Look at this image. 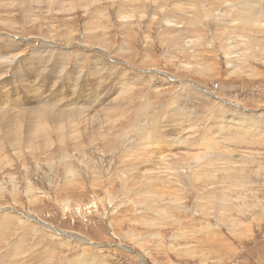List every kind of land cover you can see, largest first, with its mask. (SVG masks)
<instances>
[{
	"label": "rangeland",
	"instance_id": "rangeland-1",
	"mask_svg": "<svg viewBox=\"0 0 264 264\" xmlns=\"http://www.w3.org/2000/svg\"><path fill=\"white\" fill-rule=\"evenodd\" d=\"M4 1L0 0V44L9 46L14 59L11 64L0 65V86L5 85L0 90L23 85L20 81L26 80L33 63L41 73L35 82L39 83L40 76L45 82L42 96L48 93L49 79L59 71L62 74L57 79L58 89L66 91L70 76L76 78L75 92H78L84 86L94 57L144 81L131 90V105L125 108L124 117L115 121L117 132L112 140L103 139L107 128L104 119L88 112L86 119L98 120L104 128L99 131L103 136L83 135L77 151L72 148L75 145L69 146L74 142V133L68 122L49 117V107L45 106L40 117L21 114L17 108L11 109L18 111L14 114L1 113L0 131L12 133V139L20 145L16 151L31 142L34 151H47L50 155L28 156L21 149L19 158L9 157L12 159L6 165L8 161L4 163L2 157L8 155V149L0 147L6 154L0 156V216L12 222L9 227L0 223V264L15 253L22 260L19 256L30 254L25 250H31L36 258L44 254L45 248L51 251L47 264L71 263L78 254L88 264H264V46L259 52L253 45L244 46L243 50L236 47L231 55L229 50L215 47L220 36L211 34L214 30H210L223 24L221 27L227 32L241 28L263 39L264 20L248 29L241 21L249 16L245 11L257 9L263 16L264 0L238 3L236 0H199V9L206 8L213 13V17L204 21H201L203 15L198 17L191 5L182 0L176 2L180 15L169 10L175 4L173 0H7V4ZM46 5H51V9H44ZM168 15L173 17L166 19ZM87 24L95 26L94 34L108 40L109 53L99 45H87L95 40L93 36L83 35H89ZM260 25L263 32L258 33ZM169 27L172 30L166 32ZM52 34L56 36L54 39L49 36ZM126 40H131V50L122 48ZM189 40H193L192 44ZM194 41L202 44L195 45ZM224 41L228 47L234 46L228 38ZM211 43L215 45L210 46ZM118 49L135 52L131 63L127 58H117ZM39 51H47L46 56ZM35 57L50 60L48 65L54 68L55 75H44L46 62H32ZM74 61H84V65L72 75L69 73ZM103 83L96 91L100 100L105 95L109 97L112 92L109 85L114 84L111 79ZM160 92L162 96L157 95ZM26 96L21 93L18 100L23 102ZM85 122L81 126L89 128ZM135 123L133 131L136 134L139 131V135L131 131ZM175 123L182 124L179 130L176 126L179 134L169 133ZM188 129L196 132L193 138ZM225 132L235 136L222 140L220 133ZM161 133L177 139L179 144L162 139L165 146H174L164 152L166 162L156 155L147 156L149 169L135 174L154 172L157 174L154 179L161 185L151 186L150 194H140L128 183L131 172L126 163L130 159L123 157L126 147L122 142L137 148L145 142L142 143L143 139L161 136ZM202 136L209 140L199 150L184 148ZM105 141L112 143L108 145ZM207 145L218 148L212 154L209 149H202ZM179 159L186 160L179 168L186 175L184 179L189 177L188 173H195L201 177V184L199 178L194 179L198 176L192 177L190 187L188 180L167 177L168 162ZM201 163L216 164L214 168L199 167L203 166ZM204 182L209 186H203ZM210 189L228 195L233 207H227V214L211 208L209 202L216 201V196ZM152 193H155L153 197Z\"/></svg>",
	"mask_w": 264,
	"mask_h": 264
},
{
	"label": "bare ground",
	"instance_id": "bare-ground-1",
	"mask_svg": "<svg viewBox=\"0 0 264 264\" xmlns=\"http://www.w3.org/2000/svg\"><path fill=\"white\" fill-rule=\"evenodd\" d=\"M7 0H5L3 3H5ZM170 1V0H169ZM175 1V4H173L171 6V8L169 10H172L174 11L176 14L180 15V9L178 7V4L176 2H178V0H173ZM184 1L185 3H187L188 5H191V7L193 8V11L196 13V15L199 17V15H203V18L201 21H204V20H207L209 17H211L213 15V13H211L209 11H206V8L205 10L203 9H199L198 5L201 3L199 0H182ZM214 1V0H213ZM217 1V0H216ZM240 0H236V3H238ZM253 1V0H252ZM180 2V1H179ZM7 4V3H5ZM161 4V3H160ZM163 4V3H162ZM165 4V3H164ZM232 4V3H231ZM29 6V5H28ZM170 6V5H169ZM30 7V6H29ZM165 7V6H164ZM205 7V6H204ZM202 7V8H204ZM168 8V7H167ZM34 9V8H33ZM44 9H51V5H46L44 7ZM24 10V12L27 10L26 9H22ZM81 10H83L84 12L86 11V8H81ZM183 11V10H182ZM23 12V13H24ZM182 13V12H181ZM246 14H248V18L245 19L243 18L241 21L242 25L248 29L250 28L252 25L255 26V25H258L259 22H263L264 20V15L261 16L258 14V11L257 9L254 10L253 12L251 11H245ZM252 13V14H251ZM27 14V13H26ZM264 14V13H262ZM195 15V16H196ZM193 16V15H192ZM194 16V17H195ZM244 16V14L242 13L241 15V18ZM138 17V16H137ZM173 15H168L166 17V19H170L172 18ZM213 17V16H212ZM197 18V17H195ZM201 18V17H200ZM198 20V19H196ZM200 20V19H199ZM200 21V22H201ZM257 21V22H256ZM5 24V23H4ZM3 25V23H2ZM221 25L223 26V24H220L218 27H215V28H212L210 30H214L211 32V34H214V35H217V36H220V38L217 40L216 42V46L218 49H227L229 50V53L232 55V52H233V49H235L236 47H238L239 49L241 48V50H243L244 46H248V47H251L252 45L253 46H256L254 47L256 52H259L262 47L264 46V37L263 39H260V38H255L257 37L255 34H252V33H245L243 31V29H239L238 31H233V32H227L225 31ZM5 26V25H4ZM8 26V25H6ZM5 26V27H6ZM10 26V25H9ZM8 26V27H9ZM124 26V25H123ZM263 25H260L259 28H257V32H263L261 31V27ZM12 27V26H11ZM128 27V26H127ZM126 27V28H127ZM13 28V27H12ZM166 28V27H165ZM263 28V27H262ZM94 29H95V26H93L92 24H87L86 25V33H88L89 35H85V33L83 34L84 37L86 36V38H91L93 36V38L95 39L92 43H89L87 45L89 46H94V45H99V47L102 49V51H107L109 53V42H106L108 40H104L102 39V35L96 33L94 34ZM208 29V28H207ZM229 29V28H228ZM172 29L169 27V29L166 30V32H169L171 31ZM264 30V28H263ZM126 32V31H125ZM128 32V31H127ZM1 33V32H0ZM264 33V32H263ZM5 34V33H4ZM252 34V35H251ZM164 35V31H163V34ZM51 37V39H54L56 36L54 34L52 35H49ZM15 37V36H14ZM79 37V36H78ZM83 37V36H82ZM128 39L130 38V35L128 36ZM13 38V37H12ZM183 38V37H182ZM228 38L229 40H231L233 43H234V46L232 47H228L227 45V42L224 41V39ZM107 39V38H106ZM209 40L208 41H211L212 40L210 38H208ZM39 40V39H38ZM75 40V39H74ZM163 40V39H162ZM172 40V39H170ZM41 41V40H40ZM78 41V40H77ZM92 41V40H91ZM127 41V40H126ZM124 41L123 44H122V48L123 49H128V50H131L130 46H129V42H131V40L128 42ZM168 41V40H167ZM171 42V41H170ZM169 42V43H170ZM193 40H189V43L192 44ZM195 42V41H194ZM83 43V42H82ZM176 43V42H175ZM174 43V44H175ZM196 43V42H195ZM202 44V42H197L195 45L197 44ZM85 44V43H84ZM8 45V44H7ZM177 45V43H176ZM179 45V44H178ZM215 44L211 43L210 46H214ZM45 46V45H43ZM49 46H53V45H49ZM55 46V44H54ZM53 46V47H54ZM175 46V45H174ZM186 46H188V44L186 43ZM190 46V45H189ZM16 47V46H15ZM37 47V46H36ZM35 47V48H36ZM45 47H48V46H45ZM96 47V46H95ZM12 48V47H11ZM22 48V47H21ZM93 48V47H92ZM115 48V47H114ZM183 47H181L182 49ZM189 48V47H188ZM17 49V48H16ZM23 49V48H22ZM41 49V48H40ZM43 49V48H42ZM41 49V50H42ZM52 49V48H51ZM76 49V48H75ZM174 49V48H173ZM191 49V48H189ZM21 50V49H20ZM45 49H43L44 51ZM53 50V49H52ZM120 51H117L115 52L117 58L118 57H121V58H127V61L128 63H131L130 60L133 59L134 57V54L135 52L132 51V52H125V50H121V49H118ZM29 51V50H28ZM115 51V50H114ZM148 51V50H146ZM13 51L10 50L9 46H6L5 43L4 45L3 44H0V62H3V63H0V65L2 64H11L13 62V59H14V56L11 57L10 53H12ZM37 52V51H36ZM35 52V53H36ZM41 52V51H39ZM112 52V51H111ZM18 53V52H17ZM25 53V52H24ZM23 53V54H24ZM29 53V52H28ZM32 56H34V54ZM43 53L44 55L47 53H44V52H41ZM88 53V52H87ZM102 53V52H101ZM137 53V52H136ZM37 54V53H36ZM52 54V53H51ZM104 54V53H103ZM19 55V54H18ZM59 55H64L63 53H59ZM111 55V54H110ZM113 55V54H112ZM137 55V54H136ZM135 55V56H136ZM246 56V54H244ZM37 56V55H36ZM42 56V55H41ZM46 56V55H45ZM77 56V55H76ZM27 57V56H26ZM79 57V56H78ZM115 57V56H113ZM36 58V57H35ZM47 58V57H46ZM51 58V56H50ZM95 58V57H94ZM93 58V63L92 65L89 67V70L87 71V78L85 80V82H83L84 86H80L81 88L78 89V92H75V88L77 86L76 84V78H71L70 76L67 77V82H68V85H67V88H66V91H64L62 88L61 89H58L59 85L57 83V79L59 80L61 74H62V71H59L57 74H56V77L54 78H50V86L48 87L49 90L48 93L44 96L41 95V90H42V87L45 88L46 86L44 85L45 82H44V79L42 76H40V81L39 83H36L35 82V79L37 78L38 75H40L41 73L38 72L39 70H37L36 68V65L37 64H33L29 66L28 70H29V75L26 77V80H19L20 82H22L23 85H17V87L15 89H12V90H7V88L5 89H1L0 90V116H1V113L3 112H6V113H11V114H14V113H17L19 111V113L21 114H28L30 116H35V117H40L43 112H45V106L46 107H49V112H48V115L49 117H52V116H55L56 118L60 119V120H66L69 124V126L71 127L73 133H74V136H73V143H71L69 146H73L72 148L76 151L78 148H76V146H78V141L80 139V137H82L83 135H92L94 137V135H99L100 137L103 136V134L99 133L100 129H104L100 122L98 120H94V121H89L86 119V116L88 115V112H92L96 117H100L102 119H104V121L106 122L107 124V128L104 129L106 131V135H105V132H104V137L103 139H106V140H112L111 137H115L114 136V132H117V126H115V121H117V118L119 120V118H122L124 117L123 114H125V108L127 106H130L131 105V99L133 98V91H131L133 89V87L137 86V85H141V83H143L144 80H138V78H134V77H131L129 76V73L127 71H123V70H119L118 68L114 67V66H111L110 64H105L103 62H101L99 59H94ZM97 58V57H96ZM145 58V57H144ZM234 58V57H233ZM43 59H45L43 57ZM82 59V58H81ZM151 59V58H150ZM153 59V58H152ZM28 60V58H27ZM25 60V61H27ZM56 59H54L55 61ZM58 60V59H57ZM73 60V59H72ZM29 61V60H28ZM91 61V59H90ZM32 62H37L38 64H41L42 62H46V65H47V68L46 70L44 71V75H50L51 77H53L52 75H55V73L53 72V69L52 66L48 65V63H50V60H45L43 61L42 58L38 57L36 58L35 60L32 59ZM18 63H19V60H18ZM17 63V64H18ZM52 63V62H51ZM60 64V62H58ZM146 61L143 62V65H145ZM235 63V62H234ZM16 64V66H17ZM26 64V62H25ZM29 64V62H28ZM27 64V65H28ZM44 64V63H43ZM91 64V63H90ZM141 64V63H140ZM237 64V63H236ZM45 65V66H46ZM84 65V61L82 62H77V61H74L73 62V70L70 71L69 74H74V71L77 69V68H81L82 66ZM227 65L229 67H232L231 63H227ZM55 66V65H53ZM57 66V65H56ZM55 66V67H56ZM66 66V65H64ZM193 66V65H192ZM5 67V66H3ZM18 67V66H17ZM39 67V66H38ZM59 67V66H58ZM62 67H63V64H62ZM189 67V66H188ZM2 68V67H1ZM13 68V67H12ZM24 68V67H23ZM27 68V67H26ZM190 68V67H189ZM2 69H5V68H2ZM45 69V68H44ZM78 69V70H79ZM8 70V69H7ZM20 70V69H18ZM43 70V69H42ZM56 70V69H55ZM115 70V72H114ZM5 71V70H4ZM14 71V70H13ZM11 72V71H10ZM28 72V71H26ZM52 72L54 74H52ZM77 73V71H75ZM86 72V71H85ZM84 72V73H85ZM101 72H103V76H101ZM66 73V72H65ZM80 73V72H79ZM240 73V71H239ZM14 74V73H13ZM26 74V73H25ZM231 74V73H230ZM20 75V74H19ZM84 75V74H83ZM86 75V73H85ZM4 76V75H3ZM2 76V77H3ZM23 77V76H22ZM86 77V76H85ZM1 78V77H0ZM8 79V77H6ZM15 78V77H14ZM46 78V77H45ZM16 79H19L16 78ZM112 80V82L114 83L113 85H109L110 86V89L112 88V92L111 94H109V97L106 98L104 95L103 98H101V100L98 98V96L96 97V95L98 94L97 91V87L105 81V82H108L109 80ZM161 79V78H160ZM13 80V79H12ZM2 81V80H1ZM18 81V80H17ZM147 81V80H146ZM168 81V80H167ZM165 82V81H164ZM4 83V82H3ZM159 83V82H158ZM183 83V82H182ZM17 84V83H16ZM15 84V85H16ZM104 84V83H103ZM11 85V84H10ZM14 85V86H15ZM48 85V84H47ZM5 85L1 84L0 88L1 87H4ZM9 86V85H7ZM107 86V88L109 87ZM54 87V90L51 91L50 89ZM57 87V88H56ZM103 87V86H102ZM106 87V86H105ZM104 87V88H105ZM154 87V85H153ZM11 88V87H10ZM106 88V89H107ZM156 88V87H155ZM154 88V90H155ZM105 89V91H106ZM109 89V90H110ZM175 89V88H174ZM82 90V92H81ZM160 91V90H159ZM21 93L22 94H25L26 93V99L25 97H23L24 99L22 100H25V101H19V97L21 96ZM108 93V92H107ZM15 94H18L17 96ZM105 94V93H104ZM121 94V96H120ZM157 95H163L162 92L158 93ZM75 96V98H74ZM9 97H14V98H11L9 99ZM210 97V96H209ZM170 98V97H169ZM19 99V100H18ZM52 100V101H51ZM54 100V101H53ZM109 101V102H108ZM134 101V100H133ZM105 102H108L106 104H103ZM22 104H24V107H21ZM122 107H118V106H121ZM6 107L10 108V109H7ZM21 107V108H20ZM142 107V106H141ZM13 108H17L19 109L18 111H13L11 109ZM66 108V109H65ZM130 109V108H129ZM135 109V108H134ZM66 110V111H65ZM69 110H71V112H69ZM140 110V109H139ZM143 112L146 110V108H142ZM141 113V111H140ZM145 113V112H144ZM159 113V112H158ZM138 114V113H137ZM128 115V114H127ZM139 115V114H138ZM144 115V114H143ZM176 115V113H175ZM126 116V115H125ZM251 116V115H250ZM136 117V116H135ZM240 118V117H239ZM130 119V118H129ZM134 119V118H133ZM160 120V119H159ZM225 120V119H224ZM87 122V125H90L89 128H85L83 126H81V123L82 122ZM122 121V120H121ZM132 121V120H131ZM137 121V120H136ZM85 122V123H86ZM130 123V122H129ZM158 123V122H157ZM208 123V122H207ZM224 123V122H223ZM222 123V124H223ZM250 123V122H248ZM253 123V121H252ZM124 124H125V121H124ZM131 124V123H130ZM177 125H175V128L173 130H171V132L169 133H180L177 131V127L178 130L182 127V124L180 123H175ZM121 125V124H120ZM126 125V124H125ZM129 124H127L128 126ZM136 125V123L134 124L133 128L131 127V131L136 134L133 130L136 129L134 128ZM227 125V124H226ZM115 126V127H114ZM122 126V125H121ZM177 126V127H176ZM88 127V126H87ZM183 127H186V126H183ZM222 127V126H221ZM219 127V128H221ZM224 127V126H223ZM190 128V127H189ZM91 129H96L98 131L96 132H92L90 131ZM170 129V128H169ZM207 129V128H206ZM210 129V128H209ZM213 129V128H212ZM234 129V128H233ZM14 131H16L17 129H14ZM122 130V129H121ZM189 130V129H188ZM18 131V130H17ZM42 131H46V129H44V127H42ZM50 131H52V129H50ZM211 131V130H210ZM231 131V130H230ZM123 132V131H122ZM131 132V133H132ZM139 132V131H138ZM137 132L136 135H139ZM158 132V131H157ZM164 132V131H163ZM206 132V131H205ZM214 132V131H211V133ZM217 132V130H216ZM223 132V131H221ZM24 133H26V131H24ZM121 133V132H120ZM189 133L192 135V138L194 137L195 135V131H193L192 129L189 130ZM255 133V132H254ZM101 134V135H100ZM142 134V133H141ZM186 134V133H185ZM218 134V133H217ZM259 133H256L255 135H257ZM213 135H215L213 133ZM240 135V134H239ZM242 135V134H241ZM96 136L94 138H96ZM162 135L161 133V136L158 134L156 135H153L152 138L150 139H143L142 141V145L138 146L137 148H130L127 146V142L126 141H123L122 143H124L123 145L126 147L123 149V157H128L130 160L126 163L127 164V168H130V175H129V181L128 183H130L132 186H130L131 188L134 186L136 189L139 190L140 194H146L145 192H147L148 194H150V189L152 190V188H150L151 186L155 185V184H158V185H161L159 184V180L157 179H154V176L157 175V174H154L151 173L149 175H147L146 173H143V174H135V172H139V171H145L146 169H149L147 168L149 165H148V161H147V156L149 154H152V155H156L157 158L160 159V161L162 162H166L165 161V158L166 156L164 155V152H166V150L168 151L169 149H171L172 146L170 147V145H164L165 141H163L162 139H165V140H168L170 142H172L173 144H176L178 142L177 139H173V137L171 138L170 136H164ZM229 136H235V133H229V132H225V133H220V138L222 140L224 139H227ZM243 136V135H242ZM241 136V137H242ZM98 137V136H97ZM127 137V136H126ZM184 137V136H183ZM207 136H202L200 137L199 139L195 140L193 143H191V146L189 147V145H187L186 147H184L185 149H188V150H195V149H198L199 150V147L201 145H205L207 142V140L209 139H206ZM209 137H210V134H209ZM240 137V136H239ZM84 138V137H83ZM179 138V137H178ZM212 139L213 138H216V135L215 137H211ZM96 140V139H95ZM99 140V139H97ZM120 140V139H119ZM206 140V141H205ZM215 139H213L212 141H214ZM228 140V139H227ZM254 140V139H253ZM94 141V140H93ZM108 141H105V143H108L111 144L112 142H108ZM203 141H205L204 143H202ZM221 141V140H220ZM260 142V141H259ZM80 143V142H79ZM90 143V142H89ZM93 143V142H92ZM91 143V144H92ZM202 143V144H201ZM238 144L241 143V142H237ZM246 143H249V144H252V145H255V144H258V142H246ZM103 144H104V141H103ZM167 144V143H166ZM218 144V143H216ZM215 144V146H216ZM242 144V143H241ZM31 145L32 143L31 142H28L26 145L22 146L18 151H16V147H19L20 145L19 144H16V141H14V139H12V133H10V135H8V133H6V131H0V147H2V149H8V155H6L5 153L1 152L0 151V156L1 155H6V157H2V161H4V163H6V161H8L7 164H9L10 162V159L12 158H9V157H18L19 155V152H21L23 149L24 152H26L27 154H29L28 156H34L35 154L39 155V153L45 157L47 156V154H49V152L47 151H40V152H36L34 151L32 148H31ZM88 145V144H87ZM107 145V144H106ZM177 145V144H176ZM261 145H263V143H261ZM61 146L62 147H66L64 146V144L61 143ZM84 146V145H83ZM91 146V145H90ZM121 146V145H120ZM219 146V144L217 145ZM81 147V145H80ZM79 147V148H80ZM95 147V145H94ZM198 147V148H196ZM224 147V146H222ZM85 148V146L83 147ZM89 148V147H87ZM86 148V149H87ZM93 148V147H92ZM195 148V149H194ZM214 148V147H213ZM212 147H210L209 145L207 146H204L202 147V149H209L210 152L213 154L212 151H216V149L218 148H214L213 150ZM221 148V147H220ZM184 149V150H185ZM21 150V151H20ZM81 150V149H79ZM83 150V149H82ZM90 150V149H89ZM31 151V152H29ZM85 151V150H84ZM83 151V152H84ZM95 151V150H94ZM186 151V150H185ZM201 151V150H200ZM23 152V153H24ZM62 152V151H61ZM82 152V153H83ZM187 152V151H186ZM229 152V150L227 151V153ZM77 153V152H76ZM85 153V152H84ZM121 153V154H122ZM259 153V152H258ZM257 154V153H256ZM11 155V156H10ZM16 155V156H14ZM21 155V154H20ZM50 155V154H49ZM120 155V154H119ZM118 155V156H119ZM179 155V154H178ZM217 155V154H216ZM76 156V155H75ZM122 156V155H121ZM49 157V156H48ZM150 157V156H149ZM218 157V156H217ZM19 158V157H18ZM152 158V157H151ZM209 158V157H208ZM207 158V159H208ZM219 158V157H218ZM60 159V158H59ZM175 159V158H174ZM173 159V160H174ZM170 161L168 162L169 165H170V170L167 173H165L167 175V177L171 178V179H175L177 181H183V179L186 177V175H184V172L182 171V169H179L181 167V165L183 166L185 163H186V160L185 159H179L180 161L178 160H175V161ZM224 160V159H223ZM15 161V160H14ZM61 161V160H60ZM82 161V160H81ZM157 161V160H156ZM209 164V162H207ZM226 163L228 164L229 163V160L227 159L226 160ZM65 164V162H64ZM68 164L69 166V163H66ZM82 166H83V163H81ZM216 163H214L215 165ZM122 165V164H121ZM201 165L203 166H199V167H213L214 168V165H206L204 163H201ZM9 166V165H8ZM60 166V165H59ZM155 166V165H154ZM152 168V167H151ZM68 169V168H67ZM83 169V168H82ZM85 169V168H84ZM196 169V168H194ZM75 170V169H74ZM124 170V169H122ZM163 172H165V168L162 169ZM186 170V169H185ZM168 171V169H166V172ZM191 170H189L190 172ZM70 172V171H69ZM125 172V170H124ZM81 173V172H80ZM116 173V172H115ZM128 176V172L126 171L125 172ZM69 174V173H68ZM111 174V173H110ZM114 174V172L112 173ZM125 174V176H126ZM75 175V174H74ZM116 175V174H115ZM67 176V175H66ZM69 176V175H68ZM67 176V177H68ZM76 176V175H75ZM108 176V175H106ZM188 176L190 177H187L186 180H188V185L189 187L192 185L190 180L192 179V177L194 178L195 176H198V177H195L194 179H197V178H201L199 177L198 174H195V173H188ZM71 177V176H70ZM66 178V177H65ZM69 178V177H68ZM111 178V177H110ZM160 178L163 179V175L160 174ZM76 179V178H75ZM68 180V179H67ZM71 180V179H70ZM112 180H115L114 177ZM119 180V179H118ZM185 180V179H184ZM185 180V181H186ZM183 182V183H186V182ZM72 182V181H71ZM124 183V182H123ZM200 184H201V179H200ZM125 185V184H124ZM203 186H209V184L207 183H203L202 184ZM188 187V188H189ZM211 190V189H210ZM205 193H208V192H205ZM211 193H214L215 196H216V201L214 202H209V205L211 206V208H214L215 210H218L220 213L222 214H227L229 211L227 210V207L229 208H232V204H231V201L228 199V195L224 192H220V191H212L211 190ZM135 194V193H134ZM155 195V193H152V197ZM145 197V196H144ZM142 199H144L142 197ZM151 200V197L148 198ZM145 201V199H144ZM148 201V200H146ZM142 202V201H141ZM149 203V202H148ZM153 203V202H152ZM155 204V203H154ZM208 205V206H209ZM146 206V205H145ZM147 208V207H146ZM235 208V207H234ZM230 210V209H229ZM232 210V209H231ZM239 212V211H238ZM7 217V216H6ZM8 218H11L10 216H8ZM0 223L6 225L7 227H9L8 225L12 224L11 221L9 220H5V218L3 216H0ZM13 226V225H12ZM234 230V229H233ZM70 236V235H69ZM218 237V236H217ZM49 249V248H48ZM44 251V254H39L38 257H34L31 250L30 251H27L25 250L24 252H27V253H30L28 254L27 256H19L22 258V260L20 258H17V254H12L11 257H9L7 259V261H5L4 263L2 264H39L40 262L42 264H47L49 262V254L51 251H47V248L43 249ZM150 251V250H149ZM21 252V251H20ZM176 253V252H175ZM21 254V253H20ZM23 254V253H22ZM92 256V255H91ZM84 257V256H83ZM81 255H77L74 262H71L72 264H88L87 262V259L86 258H83ZM48 258V259H47ZM92 258V257H91ZM86 260L85 263H83V260ZM90 260V258H89ZM92 260V259H91ZM143 260V259H141ZM2 262V261H1ZM70 262H66L65 264H69ZM70 263V264H71ZM90 263H93V262H90ZM97 264V263H95Z\"/></svg>",
	"mask_w": 264,
	"mask_h": 264
}]
</instances>
